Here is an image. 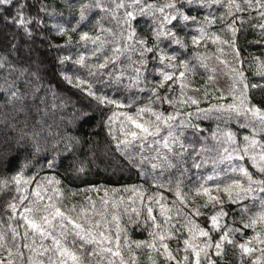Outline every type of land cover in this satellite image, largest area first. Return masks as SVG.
<instances>
[{
	"label": "snow or ice",
	"instance_id": "6c2138e0",
	"mask_svg": "<svg viewBox=\"0 0 264 264\" xmlns=\"http://www.w3.org/2000/svg\"><path fill=\"white\" fill-rule=\"evenodd\" d=\"M186 5L189 8L216 6L225 9L223 15L212 19L206 16L204 21L211 25L219 19L224 24L222 30L231 36L230 39H221L219 35L211 36L212 43L219 42L223 45L219 47L221 55L216 59L232 73L227 91L221 90L216 98L230 99V103L200 109V97L190 93H200L201 90L189 88L188 79L195 74L196 65L187 60L177 62L176 55L165 51L172 45L188 47L185 40L174 31V22H182L185 26L201 24L198 29L199 37L192 38L193 45L200 46L201 41L208 37L204 22L198 21L196 16L185 14ZM91 8H98L106 13L110 19L115 20L116 27H101V33H109L104 39H101L100 34L91 36L82 33L80 40L86 43L90 41L97 48L110 44L108 50L113 56H106L102 62L94 65H89L84 56L75 59L65 56L60 63L73 62L86 68L88 76L107 75L119 84L124 79L123 67L120 68V75L115 71L103 70L109 65H116L123 58L132 66L133 77L130 79L129 90L135 88L138 92H147V103L138 104L136 97H130L124 102L119 98L98 94L93 90L94 84L88 79L68 75L64 79L74 87L86 91L98 105L112 109L107 127L116 142V149L129 157L131 163L139 167L145 176L149 175L147 169H151L153 185L157 191L147 192L142 187L124 189L122 191L128 193L127 198H109L105 191L97 208V202L91 197L79 205L70 203V194L62 190L59 180L40 177L39 173L25 175L21 171L10 179L0 181V191L7 189L12 193L3 209L8 220L5 221L3 215H0V264H138L132 256L133 242L127 234L129 224L144 227L150 237L147 241L135 242V247L155 250L157 258L163 257L165 264H221L216 257L224 255L225 245L239 249L240 264H244L245 257L248 264H264V196L254 195L257 192L264 193V106H257L250 98L257 94L264 96V85L250 82L245 76L243 68L239 66L245 61L236 45L237 33L240 31L236 25L238 21L241 24L246 22L245 13L257 14L248 19L258 18L255 27L260 29V35L264 37V0H157L154 3H149L148 0H89L82 7V19ZM41 13L48 15V6L44 0H0V25H11L13 29L6 43H0V70L7 69L11 77L10 81L6 77L3 83L8 85V95L13 101L24 100V92L16 84L17 78H40L39 62L35 70L29 65L21 66L17 71L15 58H18L22 49L20 41L34 44L37 32H42L46 27ZM158 13L161 15H157ZM138 16L150 18L153 26L151 42L137 35L132 22ZM57 34L65 35V29L59 27ZM260 42L264 41H257ZM49 47L59 45L49 44ZM32 52L30 47L28 55L31 56ZM93 52H96V48ZM229 55L233 57L232 60L225 58ZM197 58L200 66L207 69L204 59L199 58V54ZM99 59L97 57L98 61ZM150 64L162 67L150 69ZM253 71L255 75L264 78V60L257 61V67ZM13 72L17 75L12 76ZM149 76H159L160 79L152 81ZM208 79L211 81L216 77L209 75ZM160 89H164L165 93L171 90L174 94L163 95ZM257 89L258 92L253 91ZM3 95L0 89V98ZM203 96H208L207 88L203 91ZM165 103L173 109L172 112L161 110ZM183 105L196 106L198 118L206 119L211 114H221L228 120L242 117L240 127L250 129V135H244L238 142L232 132H227L225 142L230 147L222 148L221 159L244 161L247 157L256 172H251L244 165H237L231 168V172L238 174L239 178L211 188L207 186V181L213 180V177L208 176L204 183L189 192L181 189L182 180L175 183L171 179L161 181L160 177L165 171L178 167V158H182L186 151L185 144L180 140L183 129L197 127L191 122L193 113L183 112ZM133 108L132 112L123 111ZM81 116L88 118L87 110ZM181 116H187L188 119H181ZM257 136H261V139H257ZM134 148L137 151L134 152ZM48 166L54 167V163ZM193 167L199 168L201 164L193 161ZM78 171L82 172L83 168ZM161 189L172 192L175 196L176 199L171 201L170 206L167 197L159 191ZM193 192L196 196L206 197V200L199 204L190 200L189 196ZM221 193L229 203L246 199L253 201L252 209L243 210L242 228L253 232V236L246 238L244 243H238L234 235L239 233L243 236L241 227L221 223L229 215L223 207L225 199ZM209 205L214 209L217 205L220 207L208 216L210 227L205 229L195 217L203 216L201 209ZM125 218L126 223L123 222ZM185 229L187 236L183 235ZM213 233H219V238L213 239ZM170 240L176 241V247L170 246L167 242ZM181 243L183 247L179 246Z\"/></svg>",
	"mask_w": 264,
	"mask_h": 264
},
{
	"label": "trees",
	"instance_id": "16d2710c",
	"mask_svg": "<svg viewBox=\"0 0 264 264\" xmlns=\"http://www.w3.org/2000/svg\"><path fill=\"white\" fill-rule=\"evenodd\" d=\"M148 2L154 3L157 0H148ZM44 3L48 6V15L45 16L44 13H41V16H44L46 27L42 32H37L35 42L45 48V51L40 55L37 48L34 50L35 59H32L23 49V46L28 43L20 41L22 49L18 58H15L17 71L21 66L28 67L29 65L35 70L37 62H39V80L34 77L16 79L17 86H20L24 92V100H12L8 95V85L3 83L6 77L9 81L11 77L7 69L0 70L2 73L0 74V89L4 93L0 98V181L10 179L21 171H24L25 175L39 173L40 177L59 180L62 190L70 194V203L79 205L91 197L97 202V208H99L98 202L104 197L105 191L108 192L109 198L113 196L127 198L128 193L122 191L124 189L142 187L147 192L157 191L153 185L151 169H147L149 175L145 176L139 167L131 163L129 157L116 149V142L109 134L107 127L112 109L98 105L95 99L87 95L86 91L74 87L64 79L65 75L88 79L94 84L93 90L98 94L119 98L124 102H127L130 97H136L138 104H146L147 92H138L135 88L129 90L130 79L133 77L131 63L121 58L116 65H109L107 69L103 70L104 72L115 71L117 75H120V68L123 67L124 79L119 84L107 75L88 76L86 68L73 62L60 63L65 56L73 59L84 56L89 65H94L97 62H102L106 56H113V53L108 50L110 44L97 48L90 41L87 43L81 41L80 35L82 33H88L91 36L100 34L101 39H104L109 33H101V27L114 29L116 27L115 20L110 19L98 8H91L82 19V7L88 4L89 0H44ZM184 11L186 15L196 16L198 21L204 22L208 37L201 41L200 46L193 45L192 38L199 37L198 29L201 24L185 26L182 22H174L176 23L174 31L185 40L188 47L180 48L172 45L165 51L176 55L177 62L187 60L196 65L195 74L189 76L188 79L190 81L189 88L201 90L200 93H190L200 97V109L230 103V99L218 100L216 98L221 90L227 91L232 73L216 59L221 55L218 49L223 45H220L219 42L212 43L211 36L219 35L221 39H230L231 36L222 30L224 24L219 19H216L215 23L211 25L204 21L206 16L212 19L223 15L225 9L216 6L189 8L186 5ZM244 16L246 22L241 24L238 21L236 25L240 29L236 38L237 49L245 61L243 65L239 66L243 68L245 76L250 82L264 85V78L255 75L253 71L257 67V61L264 60V42L257 43V41H264V37H261L260 29L255 27L258 18L248 19L249 16L256 17L257 14L251 12L245 13ZM132 23L137 35L151 42L153 26L150 18L138 16ZM59 27L65 29V35L57 34ZM72 29H76V31H72ZM12 31L11 25L7 27L0 25V43H6L7 37L12 35ZM9 32L10 36L7 34ZM49 44L59 45V47H49ZM94 48H96L95 53L93 52ZM197 54H199V58L204 59V63L208 65L207 69L200 66ZM97 57L100 58L99 61ZM225 58L233 59L230 55ZM149 67L150 69L153 67L159 69L162 66L150 64ZM16 75V72L12 73V76ZM209 75H214L216 79L210 81ZM148 78L152 81L160 79L159 76H149ZM176 88L178 95V86ZM205 88L208 91L207 97L203 96ZM253 91L258 92L259 90ZM160 93L169 96L174 94L171 90L165 93L164 89H160ZM250 98L257 106H264V96L257 94ZM181 108L183 112L193 113L191 122L197 127L183 129L180 140L185 144L186 151L182 158H178V167L165 171L160 177L161 181L171 179L175 183L182 180L181 189L184 192H189L190 189L204 183L208 176L213 177V180L207 181V186L211 188H215L217 184L223 186L230 179L239 178L238 174L231 172V168L237 165H244L251 172H256L247 157L244 161L221 159L222 148L230 147L225 142L227 132H232L238 142L244 135H250V129L240 127L243 122L242 117L228 120L221 114H211L206 119L198 118L196 106L183 105ZM85 110L88 112V118L81 116ZM161 110L173 111L167 103L162 105ZM123 111L132 112L134 108ZM181 119H188V117L181 116ZM256 138L261 139V136ZM203 149L209 151H203ZM133 151L137 150L134 148ZM193 161L201 164V167H193ZM50 163H54V167H49ZM80 168H83L82 172L78 171ZM94 189L100 191H94ZM159 191L167 197L169 206L171 201L176 199L172 192L164 189ZM73 193L75 195H71ZM11 195L12 193L7 189L0 191V215H3L5 221L8 220V216L3 212V209ZM220 195L223 197L222 193ZM254 195L260 197L264 196V193L257 192ZM223 198L225 199L223 207L229 215L221 223L242 228L243 210L245 208L252 209L253 201L246 199L237 203H229L227 197ZM189 199L199 204L206 200V197L196 196L193 192ZM177 205L179 206V201H177ZM219 207L217 205L214 209L209 205L207 208H202L201 211L204 215L195 217V220L201 227L208 229L210 227L208 216L214 214ZM126 221L127 218L123 222L126 223ZM242 231L243 236L239 233L234 234L238 243H243L246 238L253 236L251 229L242 228ZM127 234L129 240L133 242L131 245L132 256L138 264H153V260H155V264H165L163 257L157 258L155 250L135 247V242H144L150 239L148 231L144 227L129 224L127 225ZM183 235L187 236L186 229L183 230ZM218 238L219 233H213V239ZM167 242L170 246L176 247L175 240ZM179 246L183 247V244L181 243ZM216 259L221 261V264H240L239 249L225 245L224 255L216 257ZM244 264H248L247 257L244 259Z\"/></svg>",
	"mask_w": 264,
	"mask_h": 264
},
{
	"label": "rangeland",
	"instance_id": "374dc122",
	"mask_svg": "<svg viewBox=\"0 0 264 264\" xmlns=\"http://www.w3.org/2000/svg\"><path fill=\"white\" fill-rule=\"evenodd\" d=\"M7 34H9L8 36H10V32L9 33H7ZM30 43V42H29ZM26 44L25 46H23V49H24V52L28 55V50H29V48L31 47L32 49H33V52H32V55L31 56H29V57H31L32 59H35V56H36V53H35V51L34 50H36L37 48L39 49V54L40 55H42V53L45 51V48H42V46L40 45V44H36V42H35V44ZM244 243V242H243Z\"/></svg>",
	"mask_w": 264,
	"mask_h": 264
}]
</instances>
